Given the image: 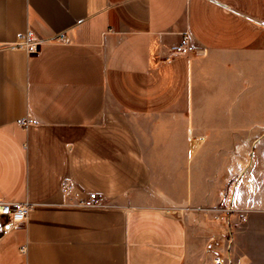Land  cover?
Instances as JSON below:
<instances>
[{
	"label": "crops",
	"instance_id": "1",
	"mask_svg": "<svg viewBox=\"0 0 264 264\" xmlns=\"http://www.w3.org/2000/svg\"><path fill=\"white\" fill-rule=\"evenodd\" d=\"M262 72L264 0H0V199L35 204L0 264H197L222 203L226 264H264Z\"/></svg>",
	"mask_w": 264,
	"mask_h": 264
},
{
	"label": "built area",
	"instance_id": "2",
	"mask_svg": "<svg viewBox=\"0 0 264 264\" xmlns=\"http://www.w3.org/2000/svg\"><path fill=\"white\" fill-rule=\"evenodd\" d=\"M60 39H65L66 36L61 34L58 36ZM42 39L37 37L31 29H27L21 34L20 46L25 48L29 52H37L42 44ZM197 50V46L190 40L189 32H185L180 42L172 47V51L176 53H192ZM23 124L27 123V120L22 121ZM64 193L70 194L72 191V184L65 182L63 185ZM68 202L70 204L81 205L85 207H101L106 205V197L99 192H89L85 197L79 198L73 195H68ZM34 203L30 201H7L0 199V236H6L18 229L24 224L32 209ZM230 209V208H225ZM228 212V211H226ZM222 220L227 222V216H222ZM213 264H225V258L222 256H215Z\"/></svg>",
	"mask_w": 264,
	"mask_h": 264
},
{
	"label": "rangeland",
	"instance_id": "3",
	"mask_svg": "<svg viewBox=\"0 0 264 264\" xmlns=\"http://www.w3.org/2000/svg\"><path fill=\"white\" fill-rule=\"evenodd\" d=\"M264 77V72H262V75ZM261 96L264 97V91H261ZM258 93H251L252 99L256 97ZM254 125L252 124V130L254 129ZM261 125H264L261 123ZM257 137L251 138V139H235V145L236 150H264V129L259 130L257 133ZM243 146V147H242ZM229 208L228 204H219L218 206L209 207V206H199V207H188L187 213H191L190 222L194 223V227L197 228V230H202L201 232L204 234L202 244L203 246H206V250L204 253V257L202 254L201 260H197V264H213L212 258L214 255H221L225 258V252L226 249H222L223 245L226 243V240H228V228L226 224L228 223L230 213L233 211L232 209H226ZM228 211V212H226ZM227 216V222H224L222 220V216ZM210 224L212 226V229L209 228ZM208 228V232L203 230V228ZM214 228V229H213ZM216 229V232H218L217 236L214 231ZM222 247V248H221ZM223 250V251H222ZM209 259L210 261H207ZM191 261V260H190ZM194 262V261H193ZM212 262V263H211ZM192 263V262H191ZM225 264H226V258H225Z\"/></svg>",
	"mask_w": 264,
	"mask_h": 264
}]
</instances>
